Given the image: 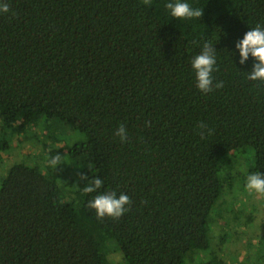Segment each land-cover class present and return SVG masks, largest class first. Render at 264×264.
I'll use <instances>...</instances> for the list:
<instances>
[{"label": "trees", "instance_id": "16d2710c", "mask_svg": "<svg viewBox=\"0 0 264 264\" xmlns=\"http://www.w3.org/2000/svg\"><path fill=\"white\" fill-rule=\"evenodd\" d=\"M5 2L0 153L10 147L4 134L43 118L45 131L60 121L85 139L67 151L50 145L61 159L48 175L22 162L1 180L0 264H114L111 247L124 264L211 263L201 256L233 179L225 172L239 169L236 155L248 148L254 172L264 171V83L246 80L251 57L241 65L231 55L264 21V0H189L203 9L190 21L172 18L166 0ZM208 40L224 86L205 95L189 61ZM121 123L126 143L115 135ZM199 123L213 134L201 139ZM94 177L101 191L129 196L122 217L101 219L87 206L96 193L83 189Z\"/></svg>", "mask_w": 264, "mask_h": 264}, {"label": "rangeland", "instance_id": "374dc122", "mask_svg": "<svg viewBox=\"0 0 264 264\" xmlns=\"http://www.w3.org/2000/svg\"><path fill=\"white\" fill-rule=\"evenodd\" d=\"M45 121L44 118L33 120V131H11L12 134L8 131L4 134L3 137L9 140L10 147L3 155L0 153L3 158L0 161V184L8 170L16 163L26 162L39 174L48 175L53 172V166L50 164V145L55 144L67 151L68 146L85 139L60 121L56 125L52 122L53 128L45 131ZM53 134L58 139H53ZM240 152L241 154L236 155L239 159L236 166H241L239 169L225 172L231 173L233 178L232 181L225 180L226 183L230 182V188H226L206 225L211 250L202 254L201 258L210 260L211 263L204 264H264V195L249 193L244 187L246 174L254 172L255 152L252 148ZM72 177L73 174L69 172L68 180ZM58 194L64 197L70 192L60 186ZM111 250L112 262L124 264L121 251H117L116 247H111Z\"/></svg>", "mask_w": 264, "mask_h": 264}, {"label": "clouds", "instance_id": "9594fccd", "mask_svg": "<svg viewBox=\"0 0 264 264\" xmlns=\"http://www.w3.org/2000/svg\"><path fill=\"white\" fill-rule=\"evenodd\" d=\"M164 7L168 14L178 21H190L200 19L203 9L193 6L189 0H166ZM10 8L5 0H0V14L9 13ZM211 40L202 43L200 50L189 61L190 69L194 75L195 87L202 94H208L214 90L223 88V81H218L214 77V72L218 70L217 51ZM235 52L238 53L239 63L244 65L251 57L254 60L252 70L246 73V80L253 84L264 83V21L256 22L250 27L243 38L235 44ZM197 134L201 139L210 137L213 129L204 123L197 126ZM115 135L119 137L121 143L128 141L129 133L126 125L121 123ZM60 156H54L50 164L55 167L60 163ZM87 179V177H83ZM104 181L100 177H94L83 189L85 193H96L88 200V207L93 209L98 218L110 217L120 218L128 211L130 198L126 193L116 191H101ZM245 189L249 193L264 195V171L249 172L245 177Z\"/></svg>", "mask_w": 264, "mask_h": 264}]
</instances>
